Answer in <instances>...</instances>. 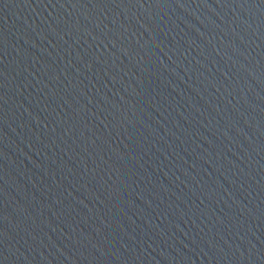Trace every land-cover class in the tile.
I'll list each match as a JSON object with an SVG mask.
<instances>
[{
	"label": "water",
	"instance_id": "obj_1",
	"mask_svg": "<svg viewBox=\"0 0 264 264\" xmlns=\"http://www.w3.org/2000/svg\"><path fill=\"white\" fill-rule=\"evenodd\" d=\"M0 264H264V0H0Z\"/></svg>",
	"mask_w": 264,
	"mask_h": 264
}]
</instances>
